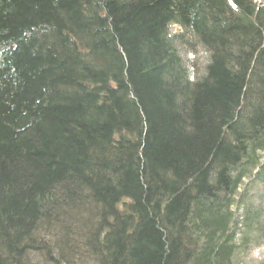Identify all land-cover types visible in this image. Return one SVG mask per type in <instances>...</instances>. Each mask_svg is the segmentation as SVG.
<instances>
[{"label":"trees","instance_id":"16d2710c","mask_svg":"<svg viewBox=\"0 0 264 264\" xmlns=\"http://www.w3.org/2000/svg\"><path fill=\"white\" fill-rule=\"evenodd\" d=\"M263 156L264 4L0 0V264H233Z\"/></svg>","mask_w":264,"mask_h":264},{"label":"rangeland","instance_id":"374dc122","mask_svg":"<svg viewBox=\"0 0 264 264\" xmlns=\"http://www.w3.org/2000/svg\"><path fill=\"white\" fill-rule=\"evenodd\" d=\"M259 1L261 0H257V2ZM171 31L173 34L181 35L184 30L177 26H172ZM188 47L189 46L182 45L179 50L181 52V56L183 57V62H185L186 67L191 74V80H194V73H201V69L205 67L207 63V54L199 48H196L198 54L191 55L188 53ZM250 240L251 244L248 245L245 251L241 250L240 253H237L233 264H264V236L262 235L257 240L255 237H251ZM240 244L242 245L243 243ZM33 255L31 257H33Z\"/></svg>","mask_w":264,"mask_h":264},{"label":"bare ground","instance_id":"6f19581e","mask_svg":"<svg viewBox=\"0 0 264 264\" xmlns=\"http://www.w3.org/2000/svg\"><path fill=\"white\" fill-rule=\"evenodd\" d=\"M254 59V58H253ZM90 59H85L84 60V64H86V63H92L91 62V60L89 61ZM254 62H255V59L252 61V67H253V65H254ZM86 65H88V64H86ZM243 107H244V105H243ZM248 181V178L244 181V183H246ZM122 203L123 202H121V207H122V209L125 211L126 209L128 210L129 209V204H126V202H124V204H123V206H122ZM121 207H120V209H121ZM149 217H152V215H149ZM162 217L163 218H165V214L163 213V215H162ZM136 219H137V221H133V224L131 225V227H130V229H129V234H133V232H135L136 233V231L138 230V228H139V224L140 223H143L144 224V222H142L141 220H140V217L139 216H137L136 217Z\"/></svg>","mask_w":264,"mask_h":264}]
</instances>
